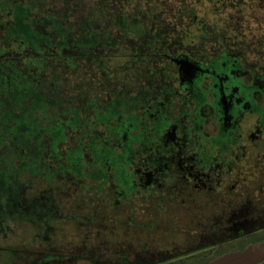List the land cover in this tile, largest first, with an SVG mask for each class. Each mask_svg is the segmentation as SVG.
Wrapping results in <instances>:
<instances>
[{
	"label": "flooded vegetation",
	"instance_id": "af4514ba",
	"mask_svg": "<svg viewBox=\"0 0 264 264\" xmlns=\"http://www.w3.org/2000/svg\"><path fill=\"white\" fill-rule=\"evenodd\" d=\"M146 1L0 0V264H207L264 242V35L235 8L216 37L163 15L205 0Z\"/></svg>",
	"mask_w": 264,
	"mask_h": 264
},
{
	"label": "rangeland",
	"instance_id": "374dc122",
	"mask_svg": "<svg viewBox=\"0 0 264 264\" xmlns=\"http://www.w3.org/2000/svg\"><path fill=\"white\" fill-rule=\"evenodd\" d=\"M56 1V7H58V8H60V6L62 5V0H55ZM95 1V0H94ZM94 1H92V0H88V2H86V3H90V4H95V2ZM173 0H163V3H164V5H172V2ZM179 1V0H178ZM182 1H184V0H182ZM187 1V3H188V1H193V0H186ZM248 1V0H247ZM247 1H245V2H247ZM254 1V2H253ZM157 2V1H156ZM258 3H260L261 5L263 4L260 0H252V2L251 3H249L251 6H247L246 7V9H245V7H244V9L241 7V8H239L240 9V11L242 10V12H241V19H239V20H242V22H238V23H243L246 27L247 26H250V27H252V29H254V32H258L259 34H261V36H263L264 35V9H263V7L262 8H259L258 7ZM192 4V3H191ZM97 5V4H96ZM95 5V6H96ZM187 5V4H186ZM184 6V7H182V11L185 9V11L188 9L187 7L188 6ZM208 2H206V1H203L200 5H193V9H192V13H190V15H195V14H197L198 16H203V15H205L207 12H208ZM214 5V4H213ZM246 5H247V3H246ZM159 7H160V4H159ZM213 7H215V6H213ZM170 9V11H171V9H172V11L174 10V7H169ZM236 9V8H235ZM234 9L233 8H226L225 9V11H227V14L229 13V11H233ZM86 11L84 10V12H83V14L85 13ZM225 14H226V12H225ZM79 16H81V13H79L78 14ZM74 16H76V14L74 15ZM212 16V15H211ZM224 16V15H223ZM226 16V15H225ZM254 17V19L253 20H251V21H249V18L250 17ZM214 17H216V16H214ZM214 18L213 17H211V19L209 20V21H214L213 20ZM248 20V21H247ZM212 23V22H211ZM238 23L236 24L235 22L233 23V26L235 27L236 26V29L237 30H239L240 28L238 27ZM224 24V27H223V29H225V31H227V26H228V24H226V22L225 23H223ZM210 25V26H209ZM209 25H205V26H202L203 27V31H204V28L206 29V32H210V34H211V31H212V27H213V24H210L209 23ZM210 27V28H209ZM259 27H261V30H259L258 28ZM202 29V28H201ZM223 29L221 30V32H225V31H223ZM236 30V31H237ZM91 31H93V30H91ZM226 35V34H225ZM185 62H188L187 60H184L183 61V63H185ZM27 253H31L29 250H27L26 251ZM31 258H33V256L31 255ZM27 259H30V258H27Z\"/></svg>",
	"mask_w": 264,
	"mask_h": 264
},
{
	"label": "trees",
	"instance_id": "16d2710c",
	"mask_svg": "<svg viewBox=\"0 0 264 264\" xmlns=\"http://www.w3.org/2000/svg\"><path fill=\"white\" fill-rule=\"evenodd\" d=\"M206 2H208V12L205 14V15H203L202 17H201V19H202V25H201V28H203L202 26H205V25H209V23L210 24H213V27L211 28L212 29V31L211 32H213V35H214V33H219V35L218 36H216V37H220V35H221V30L223 29V27H224V24L223 23H225V22H221V17H224L226 14H227V11H225V9L226 8H230V4H233L232 6H234V7H232V8H236L235 9V12H234V14L237 12V15H238V18L239 19H241V12H242V10L240 11V9L239 8H243L244 9V7H245V9H246V7H247V5L246 4H244V2L245 1H247V0H205ZM144 2H147L146 0H144ZM248 2H252V0H248ZM214 4V5H213ZM249 4V3H248ZM188 6V9H187V11L188 10H190V11H192V9H193V6H191V5H187ZM213 6H215V7H213ZM259 6V5H258ZM138 8V7H137ZM139 9H145V7H139L137 10H139ZM170 8H168V7H165V11H164V9L163 8H159V9H157L156 11H153L152 13H145V14H147V15H158L161 11H164V13H163V15L167 12V10H169ZM178 11H182V6H176V7H174V10L172 11V9H171V14L170 15H178ZM225 12H226V14H225ZM230 13V12H229ZM137 15H138V13H136ZM143 14V13H142ZM212 15V16H211ZM224 15V16H223ZM214 16H216V17H214ZM211 17H213L214 19V21H209L210 19H211ZM241 21V20H240ZM212 22V23H211ZM125 26H127V25H125ZM210 26V25H209ZM129 28V27H128ZM210 28V27H209ZM143 31V30H142ZM189 31H192V29H190ZM204 31L206 32V29L204 28ZM223 31H225V29H223ZM225 32H227V31H225ZM159 47H161V45L159 46ZM159 47H157V48H159ZM94 57H96L95 58V62H98V61H102L103 59V57L105 58V57H107V55L105 54V55H94ZM108 58V57H107ZM148 59H145V61H147ZM27 77V76H26ZM28 78V77H27ZM28 85V84H27ZM26 85V86H27ZM10 88H11V86H10ZM13 88V87H12ZM26 88H28V87H26ZM29 132V133H28ZM27 133H25V135L26 136H28V135H30V134H33L32 133V131L30 130V131H28ZM25 136V137H26Z\"/></svg>",
	"mask_w": 264,
	"mask_h": 264
},
{
	"label": "water",
	"instance_id": "95a60500",
	"mask_svg": "<svg viewBox=\"0 0 264 264\" xmlns=\"http://www.w3.org/2000/svg\"><path fill=\"white\" fill-rule=\"evenodd\" d=\"M264 260V242L252 244L242 251L224 254L207 264H256Z\"/></svg>",
	"mask_w": 264,
	"mask_h": 264
}]
</instances>
